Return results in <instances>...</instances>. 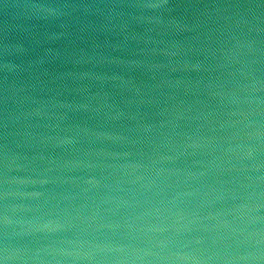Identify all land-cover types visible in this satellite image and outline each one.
Wrapping results in <instances>:
<instances>
[{
	"label": "water",
	"instance_id": "obj_1",
	"mask_svg": "<svg viewBox=\"0 0 264 264\" xmlns=\"http://www.w3.org/2000/svg\"><path fill=\"white\" fill-rule=\"evenodd\" d=\"M0 264H264V0H0Z\"/></svg>",
	"mask_w": 264,
	"mask_h": 264
}]
</instances>
